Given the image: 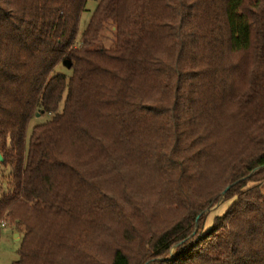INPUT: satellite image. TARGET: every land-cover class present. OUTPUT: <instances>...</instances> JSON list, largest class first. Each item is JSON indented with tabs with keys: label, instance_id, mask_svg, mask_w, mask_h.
<instances>
[{
	"label": "trees",
	"instance_id": "1",
	"mask_svg": "<svg viewBox=\"0 0 264 264\" xmlns=\"http://www.w3.org/2000/svg\"><path fill=\"white\" fill-rule=\"evenodd\" d=\"M93 1L0 0L12 264H264V0Z\"/></svg>",
	"mask_w": 264,
	"mask_h": 264
},
{
	"label": "rangeland",
	"instance_id": "2",
	"mask_svg": "<svg viewBox=\"0 0 264 264\" xmlns=\"http://www.w3.org/2000/svg\"><path fill=\"white\" fill-rule=\"evenodd\" d=\"M95 6L96 1L88 0L86 7L87 11L82 14L79 24V36L77 45L80 44L81 34L85 30L91 18L92 11L95 9ZM114 35V28L108 23L102 34L104 42L107 46L112 45ZM59 70L63 73H66L68 76H70L72 73V71L68 69L65 65L60 66ZM48 118V115H39L37 116V118L33 119L28 130V135H30L31 130L35 125L46 121ZM258 170L259 168L254 169L251 174H254ZM261 175H264V172ZM261 189L262 191H264V178L261 181ZM140 190L142 191L143 197L145 199L149 198L152 203L155 202L154 193H150L142 188H140ZM232 201L233 200L231 196L227 198L224 194H220L219 198L214 201L210 206H208L204 211V216L206 217L205 227L208 228L209 226H211L213 224L214 218L223 214L231 205ZM25 227V225H20L19 227H17L15 222H11L10 218L4 219L0 222V264H12L14 261L19 259V250L21 247V240L23 239ZM126 236L130 238V234H127ZM91 238L94 239L93 237ZM91 243H94L97 247H99L100 242L94 240V242ZM106 251L107 249H103V252ZM174 252L175 247H172V249L170 250L171 257L173 256Z\"/></svg>",
	"mask_w": 264,
	"mask_h": 264
},
{
	"label": "water",
	"instance_id": "3",
	"mask_svg": "<svg viewBox=\"0 0 264 264\" xmlns=\"http://www.w3.org/2000/svg\"><path fill=\"white\" fill-rule=\"evenodd\" d=\"M63 65H65L68 69L71 68L72 64L70 60H64ZM0 160L2 161V157L0 155Z\"/></svg>",
	"mask_w": 264,
	"mask_h": 264
}]
</instances>
